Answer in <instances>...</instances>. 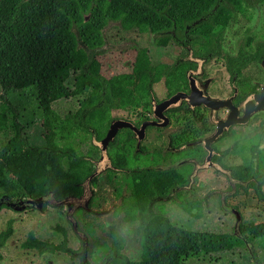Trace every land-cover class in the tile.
I'll use <instances>...</instances> for the list:
<instances>
[{"label":"trees","instance_id":"16d2710c","mask_svg":"<svg viewBox=\"0 0 264 264\" xmlns=\"http://www.w3.org/2000/svg\"><path fill=\"white\" fill-rule=\"evenodd\" d=\"M214 2L218 3L216 8L204 16ZM227 2L231 0H0V209H10L6 200L48 194L60 199L80 193L79 183L90 174L92 166L85 158L89 149L82 154L72 138L77 132H87L84 125L88 114L114 104L97 58L105 38L116 42L135 32L150 37L153 45L162 50L178 44L177 39H182L185 31L186 44L194 52H201L205 43H214L211 34L219 22L210 21ZM110 22L116 24L105 29ZM130 70L131 95L144 108L149 106V88L154 83L164 79L172 89L183 78V62L176 66L165 62L153 65L147 46L136 49ZM18 89L36 92L44 139L40 145L29 144L21 134L22 124L7 99L11 91ZM73 97H79L80 102L74 112L60 116L51 106L55 100ZM194 136L192 133L190 139L182 140ZM85 140L84 135L80 136L77 143L84 144ZM122 159L128 161L129 157L124 154ZM180 169H138L123 175L129 192L121 205L126 204L123 220L137 221L133 234L138 253L135 258L123 253V238L113 225L106 232L110 244H98L92 223L85 222V232L102 251L95 264H184L182 258L190 254L232 250L254 242L264 248V221H241L236 236L195 232L166 221H159L151 232L147 231L158 216L149 209L172 189L175 190L169 198L178 202L184 212L196 219L202 216L206 196L196 200L182 196L183 191L177 188L186 185L187 171ZM247 177L244 174L242 178ZM254 177V181L237 188L246 192L251 187L257 199L264 201V172H255ZM54 229L65 235L60 225H54ZM11 234V220H7L0 230V248ZM20 245L46 254L60 251L73 257L72 252H76L66 249V239L54 244L35 237L31 231ZM253 255L255 264H264Z\"/></svg>","mask_w":264,"mask_h":264},{"label":"flooded vegetation","instance_id":"af4514ba","mask_svg":"<svg viewBox=\"0 0 264 264\" xmlns=\"http://www.w3.org/2000/svg\"><path fill=\"white\" fill-rule=\"evenodd\" d=\"M217 4L216 2L211 3L204 16L207 17ZM215 12L216 15L210 21L211 23L219 22V25L215 27V33L211 34L215 40L210 46L205 43L203 51L194 52L186 44L185 31H183V38L177 39L178 44L173 43L168 48L157 49L160 60L153 63L151 59V63L156 65L159 62H165L169 66H176L181 61L183 62V78L178 79L172 89L166 86L164 79L154 83L152 89L149 88L148 108H144L139 102V108L133 119L119 118H124L135 129L133 130L129 126L117 129L113 138L106 144L105 149L111 167L106 168L102 173H104L106 181L112 185L111 197L113 201L110 209L105 211H111L114 217H117V207L122 205L123 199L129 194L123 175L130 171L187 165L189 167L187 171L188 183L193 168L205 163L209 168L204 170H210L214 175L222 174L221 176L226 180L227 186L222 192L230 190V183L235 184L233 194L229 195L232 196L238 193L237 186H242L239 181H253L255 169L264 166V31H258V33L255 31L257 28L247 26L250 21L264 24V0H231L230 3L227 2L226 6L220 7ZM218 14L219 17L216 19ZM261 30H264V27L263 29L261 27ZM155 85L160 87L158 94L153 88ZM176 93L182 94L179 105L153 108L152 97L155 104H159ZM190 94H193V100L191 98L190 100L196 103L192 107L185 99V96ZM112 119H118V117H112L109 120L106 130L100 138L94 135L92 127H88L85 121L84 128L87 132H83V135L88 140V146L98 151L97 156H94V152L88 148L89 155H85V158L91 163L92 171L94 161L100 156V149L93 144V138L100 140L104 137ZM149 121L167 122L163 126H156L149 124ZM226 121H228V125L225 124ZM169 125L173 127L172 130L164 131ZM153 130L162 134L161 145L158 141L160 136H156L155 141L149 139V133ZM218 131L220 132L213 140H206L204 144H189L207 138ZM192 133H195L193 139L182 140L183 138L190 139ZM146 140L147 142L144 144ZM148 140L150 141L148 142ZM187 144L188 146L184 147ZM75 145L77 147L78 143ZM189 147L194 148L185 151ZM115 152L117 153L115 154ZM124 154L129 157L128 161L121 160ZM136 154L139 156L132 160L131 158L135 157L131 156ZM206 156H208L207 159ZM113 158L119 159L114 161ZM116 163L124 165L119 166ZM197 173L193 176V181L197 178ZM118 174H120L119 178ZM244 174H248V177L242 178ZM94 178L95 181L91 180L89 183L90 190H92V185L97 182L96 177ZM81 182L79 183L80 193L72 196L78 197L81 194ZM174 190L172 189L166 197L155 202L149 210L156 211L157 203L172 201L169 196ZM91 193L93 192L91 191ZM50 195L52 194L41 197L46 199ZM216 196L220 199L219 191H216ZM27 198L29 197L20 199L25 201ZM91 202L92 196L85 207H76L72 210V217L74 218L75 213L81 217L80 212L83 211L97 213L96 210L91 209ZM47 206L50 204L43 203L42 210ZM30 207L34 208V205L25 204V208L21 211L30 209ZM57 207H64L65 218L72 230L71 222L66 217L67 207L65 205ZM222 208L227 209V205H222ZM120 219L127 223L123 218L120 217ZM132 222L137 223V221ZM76 228H78L76 232L72 231L79 239L78 248L80 249L77 248L76 252H72V254L78 258L77 264H89L84 253L80 252L85 247L80 244L82 240L78 233L81 230L77 222ZM121 237L123 238V236ZM109 239L108 244L111 241L110 237Z\"/></svg>","mask_w":264,"mask_h":264},{"label":"rangeland","instance_id":"374dc122","mask_svg":"<svg viewBox=\"0 0 264 264\" xmlns=\"http://www.w3.org/2000/svg\"><path fill=\"white\" fill-rule=\"evenodd\" d=\"M113 24H116V22H110L105 29ZM247 26L253 27L254 29L257 28V30L255 29L256 32L264 31L261 30L264 24L250 21L247 23ZM121 35L124 36L123 34ZM140 46H147L149 48L153 63L160 60V54H158L159 50L153 45L152 39L148 36H140L133 32L127 38L122 37V39L116 42L107 40L106 38L104 39V43L101 46L102 51L97 58L100 63V72L107 80L109 95L114 101V104L94 110L86 116L85 121L88 127H92L94 135L97 138L103 135L112 117H118V119L122 117L133 119L135 117V113L139 108V101L131 95L132 73L130 68L135 51ZM153 88L158 94L160 87L155 85ZM2 93L3 91L0 88V94ZM35 93L34 89H18L17 91H11L7 95V99L17 113V121L22 124L21 134L27 139L29 144L40 145L44 142V139L42 136L41 111L37 106ZM78 100L79 97L61 98L53 101L51 106L55 112L62 116L69 111H76L80 103ZM122 120H124V118ZM172 128L173 127L169 125L164 131H171ZM80 136H83V133L77 132L76 136L72 138L76 144ZM156 136H160L158 141L161 145L162 134L155 130L149 133V139L151 141H155L154 139ZM150 140H148V142ZM93 141L96 140L93 138ZM146 142L147 140L144 144ZM59 144L61 145L62 143ZM78 146V150L82 154H84L88 148L90 151L94 152V156L98 154V151L88 146L87 139L84 144H78ZM180 168V170H189L187 165H183ZM208 168L209 167L198 169L197 178L191 181V186L177 188L183 191L182 196L184 195L187 199L196 200L206 196L203 201L202 216L197 219L193 218L184 212L185 210L174 200L165 203H157L156 213L158 216L147 226V231L151 232L159 221H166V223L171 226L195 232L210 231L233 234L236 236L239 234H234L233 231L235 218L231 208L238 210L241 221H252L255 223L264 221V201L257 199L251 187H248L246 192L239 188L237 194L229 196L233 193L227 194L226 192H222L227 186L226 180L221 176L222 174L214 175L210 170H204ZM255 171L258 173L264 172V166L257 167ZM102 172L101 175L96 177L97 182L92 185L91 190L93 192L91 195V209L96 210L95 212L97 213L83 211L80 212L81 217L76 215V213L74 214V219L79 225L83 236H85V240L80 242L85 248H82L80 252L84 253L86 261L89 262V264L99 262L102 251L94 245L93 237L87 235L84 231L85 222L92 223L94 227V237L98 244H108L110 239L106 232L108 231V226L113 225L117 233L124 238L123 253L128 256L131 255V258H135L139 249V245L134 240L133 236V228L137 223H124L120 219V217L123 218L125 216L124 209L126 204L117 207V217H114L111 211H105L110 209L113 198L111 197L112 185L106 181L104 173ZM117 176L119 178L120 174ZM8 177L10 176L8 175ZM254 180L255 179H253V181ZM229 185L231 186V184ZM261 190L264 193V184ZM216 191L220 192V199L216 196ZM221 194L223 195L222 200ZM224 204L227 205V209L222 208ZM7 220H11L12 234L0 248V264L78 263V258L75 257L76 255L70 257L67 252L41 254L34 249H26L20 245L27 233L31 231L35 237L51 243H58L66 237V248L76 251L79 246V239L75 237L73 231L76 232L78 228H76V230L72 228L73 231L71 230L65 218L64 207L50 205L42 211L37 210L35 207H30V209L24 211H14L11 208L0 209V230L4 229ZM54 225L63 227L65 229V235L55 231ZM252 252L264 263V248L258 245L257 242H254V244H243L232 250L190 254L182 258V260L184 264H255Z\"/></svg>","mask_w":264,"mask_h":264},{"label":"water","instance_id":"95a60500","mask_svg":"<svg viewBox=\"0 0 264 264\" xmlns=\"http://www.w3.org/2000/svg\"><path fill=\"white\" fill-rule=\"evenodd\" d=\"M199 63V61H198ZM191 84V82H190ZM193 94H190L188 96H185V99H187V101L190 103V106H194L196 105V103H193L191 100H193ZM182 94L176 93L172 96H170L169 98L161 101L159 104H155V101L152 97V101L151 103L153 104V108L155 107H161V108H168V107H173V106H177L179 105V102L181 100ZM191 98V100H190ZM198 104V103H197ZM167 121H163L161 123H158L156 121H149V124H153L156 126H163L166 124ZM226 125H228V121L225 122ZM124 126H129L131 127L133 130L135 129L134 126H132L129 122L122 120V119H113L110 123L109 129L106 133V135L100 139V140H96L93 141V144L98 146L100 149V156L99 158L94 161V168L93 171L88 174L83 181L81 182V186H82V191L81 194L78 197H74L72 195H67L61 199H55L52 195H50L48 198L46 199H42L41 196L35 197V198H27L25 201L21 200V199H17L15 201H4L5 205L12 208L14 211H19L25 208V204H30V205H34V207L39 210L42 211V204L43 203H48L52 206H58V205H65L67 207L66 209V217L67 219L71 222L72 228L74 230H76V221L75 219L72 217V213H73V209L76 207H85L87 201L90 199L91 197V190L89 188V183L92 180V178L97 177L103 170H105L106 168L111 167V163L110 160L107 156L106 153V144L109 140H111L116 132L117 129L124 127ZM143 126V125H141ZM141 128V127H140ZM215 132L214 134L210 135L207 138L201 139V140H197L195 142L189 143L190 145L193 144H204L206 143V140H213L219 133ZM207 145V144H206ZM188 146L185 145L184 147ZM208 158V156H206V159ZM208 167L207 164L202 163L201 165H198L196 167L193 168L190 176H189V182L183 186V188L185 187H189L190 183L192 181L193 176L197 173L198 169L200 168H206ZM241 185H246V181H239ZM231 184V189L229 191H227V194H231L234 192L235 190V184L232 182ZM182 188V187H179ZM224 193V192H223ZM222 193V194H223ZM221 194V200L223 198V195ZM3 202L2 199H0V204ZM232 213L234 214V218H235V223H234V234H238L239 231V225L241 222V217H240V213L238 212L237 209L235 208H231ZM78 235H80V238L82 239V241L85 240V236H83L82 232H79Z\"/></svg>","mask_w":264,"mask_h":264}]
</instances>
